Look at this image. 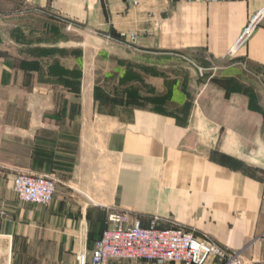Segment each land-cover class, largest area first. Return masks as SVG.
Instances as JSON below:
<instances>
[{
    "label": "crops",
    "instance_id": "1",
    "mask_svg": "<svg viewBox=\"0 0 264 264\" xmlns=\"http://www.w3.org/2000/svg\"><path fill=\"white\" fill-rule=\"evenodd\" d=\"M14 1L0 0V9H14ZM18 3L80 26L74 41L85 51L72 50L55 66L23 67L22 75L41 76L22 97L14 89L1 96L15 68L0 67L7 75L0 76V264H81V255L92 264L112 211L145 226V219L171 218L244 264H264V70L255 69H264V0ZM254 17L236 51L247 77L229 97L173 53L217 62L216 77L230 78L234 68L223 62ZM130 34L132 48L105 39L129 41ZM240 120L256 131L227 124ZM17 170L53 173L52 201L20 200L11 186Z\"/></svg>",
    "mask_w": 264,
    "mask_h": 264
},
{
    "label": "rangeland",
    "instance_id": "2",
    "mask_svg": "<svg viewBox=\"0 0 264 264\" xmlns=\"http://www.w3.org/2000/svg\"><path fill=\"white\" fill-rule=\"evenodd\" d=\"M76 28L81 29L83 31V29L80 26L76 25L73 21L60 16L51 9L31 7L25 5L21 6L18 3V0L14 1V9L12 10L0 9V67L12 66L15 68L14 69L15 72L12 75L13 77L12 84L2 86L3 89H5V91L3 90L4 92L3 93L1 92V96L7 97L8 96L7 90L9 89H14V93L16 94L15 96L17 97H22L24 95V91L32 90V88L34 87L33 85L35 80L36 79L38 80L41 74H39V71L37 70L38 71L37 74H33V75L30 74L27 76L25 74L22 75L21 69L23 67L26 66L31 68H37L38 66L41 65L55 66L59 64L61 58H64L65 56H69V53L72 52V50H77L76 53H78V55L80 53H84L85 49L79 46L78 47L75 46L76 44L74 40H76L75 38L77 36V32H76L77 30H75ZM128 38L129 41L125 40L124 37H120V38L105 37L107 43L108 42L118 43V44H123L128 48H132L133 40L130 39V35L128 36ZM243 42L244 39L240 43V45ZM70 45H74L75 48H69ZM240 45L236 47H234L235 46L234 45L233 48L230 49V51H234V53H230V51L227 53V61H224L223 63H231L234 70L230 78L225 77V79L222 78V80H219L216 77L218 75L219 68L221 67L217 62H212L208 60L207 63L200 64L194 60V58L192 57V55H190L189 52L182 51V52H173V53H177L176 56L182 57L185 61L189 63L191 67L195 68L197 75L200 78H202L206 83L209 82V84H221L225 91V95L229 97L231 96L232 93L240 89L239 87H240L241 78L247 77L245 73L248 64L246 63L243 56H236L237 55L236 51L240 47ZM87 53H91V52H87ZM53 55H58V58L53 59L52 58ZM49 59H51V61ZM223 66L225 65L223 64ZM255 69L260 73L263 72L264 70L262 69V67H256ZM1 75L4 77L7 76L4 73L0 74V76ZM236 77L238 78V80L235 79ZM46 86H44L45 89L48 88ZM227 86H230L231 88H227ZM246 88H247L246 84L242 86L243 90L244 89L246 90ZM45 89H41L42 90L41 92H43L41 96H45L44 95V93L46 92ZM37 92L38 91H36V93ZM206 92L209 94L211 98L219 97V95L215 94L213 91L206 90ZM222 108L225 109V106L220 104L209 105V109L211 110L215 109L216 111H218L221 110ZM227 108L229 109L228 106ZM236 108H237V113L239 111L241 112V107L240 108L233 107L234 110H236ZM256 108H260V107H256ZM227 124L230 127L237 128L241 132L249 131L254 133L256 131L255 123H251L243 120L238 121V123H234L232 121ZM223 130L228 131L229 129H225L223 127ZM9 142L11 143V141ZM2 156L12 157V155H8L7 153L2 154ZM218 156L220 155L215 153H211V155H209V157L214 159ZM220 157L219 158L221 160L223 161L225 160L223 155ZM231 163L234 166L237 164V162H231ZM22 173H28L34 175H47L54 177L53 173L17 170L13 172V175L11 177L12 178L11 183L13 182V179L16 176ZM251 174L255 176L258 175L259 177H261L260 174H256L255 172H252ZM54 180H55V190H56L55 177ZM117 212H121V211H117ZM145 221H147L148 224H150L151 222H155L159 227L162 228L165 227L170 228L172 226L175 228H180L186 231H190L184 228L181 225V223L171 218L164 219V218L153 217L148 220L145 219Z\"/></svg>",
    "mask_w": 264,
    "mask_h": 264
},
{
    "label": "built area",
    "instance_id": "3",
    "mask_svg": "<svg viewBox=\"0 0 264 264\" xmlns=\"http://www.w3.org/2000/svg\"><path fill=\"white\" fill-rule=\"evenodd\" d=\"M255 19L252 18L234 47L240 45ZM134 37L130 34L131 40ZM12 188L22 201L48 205L55 193V180L53 176L22 173L13 179ZM107 220L108 226L94 243L92 264H104L110 259H145L158 264H206L211 260L219 264H244L213 240L198 237L192 231L162 228L155 222L146 226L139 220L130 223L125 212H109ZM80 262L85 263L84 255Z\"/></svg>",
    "mask_w": 264,
    "mask_h": 264
},
{
    "label": "water",
    "instance_id": "4",
    "mask_svg": "<svg viewBox=\"0 0 264 264\" xmlns=\"http://www.w3.org/2000/svg\"><path fill=\"white\" fill-rule=\"evenodd\" d=\"M258 158H261V154H258Z\"/></svg>",
    "mask_w": 264,
    "mask_h": 264
}]
</instances>
